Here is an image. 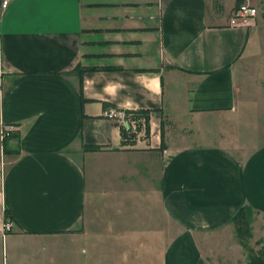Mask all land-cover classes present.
<instances>
[{
  "label": "crops",
  "instance_id": "0c3cea01",
  "mask_svg": "<svg viewBox=\"0 0 264 264\" xmlns=\"http://www.w3.org/2000/svg\"><path fill=\"white\" fill-rule=\"evenodd\" d=\"M211 1L0 0V264H252L264 0L249 29ZM111 107L148 111L150 139L122 147Z\"/></svg>",
  "mask_w": 264,
  "mask_h": 264
},
{
  "label": "built area",
  "instance_id": "2783aa9c",
  "mask_svg": "<svg viewBox=\"0 0 264 264\" xmlns=\"http://www.w3.org/2000/svg\"><path fill=\"white\" fill-rule=\"evenodd\" d=\"M258 17V10L256 7L243 3L238 7H234L230 18L228 20V26L233 28H251ZM104 117L114 121L120 128L123 127L126 130H130L137 134V139L146 140V127L147 122L145 118L140 120L133 119L131 114H128L125 110L107 108L104 112ZM15 127L6 126L3 129L2 136L4 139L9 138ZM12 223L6 222V230H10Z\"/></svg>",
  "mask_w": 264,
  "mask_h": 264
},
{
  "label": "rangeland",
  "instance_id": "374dc122",
  "mask_svg": "<svg viewBox=\"0 0 264 264\" xmlns=\"http://www.w3.org/2000/svg\"><path fill=\"white\" fill-rule=\"evenodd\" d=\"M212 2H213V0L211 1V5H213ZM217 4L218 3H216V5ZM257 10H258V17H257L256 21H258V19L260 17V13H261L260 8H257ZM245 61H243V63ZM252 64L254 65L255 61H253ZM252 70L253 69L249 63L243 65L242 74L240 75V77H241L240 82H242V84L245 82V79H243L244 75H247ZM261 139L262 138H259V140H261ZM253 142H254V140H253ZM256 146H259V145L257 144ZM228 147L231 148L232 153L235 154L237 157H243L242 156V154H243L242 149L244 147L243 143L231 142L228 144ZM12 158H14V157L12 156ZM149 212H150L149 209H142V210L136 209V218L147 217ZM8 221L11 222L9 219H8ZM245 221H246V219L241 224H239L237 222V226L241 230L240 238H241L242 244L249 241L248 235L251 231L250 228H248V226H245V224H246ZM252 222L254 224V228H253L254 229L253 230L254 241L252 244L253 248H252V246H251V248L250 247L248 248L247 244H246L247 246H245V248L247 250L248 258H250L252 260V264H261V263H259V261H264V218L254 216L252 219Z\"/></svg>",
  "mask_w": 264,
  "mask_h": 264
},
{
  "label": "trees",
  "instance_id": "16d2710c",
  "mask_svg": "<svg viewBox=\"0 0 264 264\" xmlns=\"http://www.w3.org/2000/svg\"><path fill=\"white\" fill-rule=\"evenodd\" d=\"M243 0H237L235 3V7H238L239 5L243 4ZM82 91V87H81ZM108 104H105V107H108ZM128 114H131L133 119L140 120L142 118L146 119L147 127H146V140L148 141L150 139V113L148 111L144 110H136V111H126ZM121 130V145L122 147L129 148L137 144V134L130 130H126L123 127L120 128ZM166 148L165 139L162 141L161 150ZM85 152H100L103 150L100 146H84ZM17 154L15 151H11V154ZM10 220V217L7 216V220ZM246 219L245 215L243 213H240L238 217L236 218V222L241 224ZM246 223V221H245ZM259 263L264 264V261H259Z\"/></svg>",
  "mask_w": 264,
  "mask_h": 264
}]
</instances>
